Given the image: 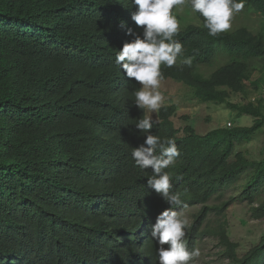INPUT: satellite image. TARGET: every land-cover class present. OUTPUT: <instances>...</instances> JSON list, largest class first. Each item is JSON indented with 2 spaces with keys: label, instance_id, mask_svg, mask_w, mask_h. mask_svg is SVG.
I'll return each mask as SVG.
<instances>
[{
  "label": "trees",
  "instance_id": "trees-1",
  "mask_svg": "<svg viewBox=\"0 0 264 264\" xmlns=\"http://www.w3.org/2000/svg\"><path fill=\"white\" fill-rule=\"evenodd\" d=\"M246 9L264 19V0H246ZM133 11L131 0H0V264H158L150 226L170 205L147 188L151 169L131 157L146 138L134 126L146 111L134 105L139 82L115 64L133 38L126 29L142 31ZM194 14L201 24L175 37L191 65L183 57L161 65L163 79L186 85L198 102L227 104L254 125L202 136L191 125L177 128L171 103L150 131L180 149L166 169L171 191L184 193L174 210L202 205L185 229L188 250L215 237L221 264H264V237L242 256L229 238L222 218L234 200L208 206L247 177L238 200L264 219V159L236 151L264 129V100L231 102L232 94L250 98L255 74L264 83V29L213 37ZM203 66L215 68L205 76Z\"/></svg>",
  "mask_w": 264,
  "mask_h": 264
},
{
  "label": "clouds",
  "instance_id": "clouds-1",
  "mask_svg": "<svg viewBox=\"0 0 264 264\" xmlns=\"http://www.w3.org/2000/svg\"><path fill=\"white\" fill-rule=\"evenodd\" d=\"M245 2L246 0H131V6H135V11L131 12V20L142 31L138 34L132 28L126 29V35L133 38L125 41L116 53L115 64L126 78L139 82L141 87L132 93L134 105L146 111V115L134 125L146 138L139 147H132L131 157L140 169H151V175L147 177V188L154 190L170 205L157 215L155 223L150 226L151 238L159 245L158 264H195V258L201 255L198 248L191 251L187 248L185 229L190 226L189 220L174 210L183 205L184 193L171 191L172 176L166 171L175 167L181 154L180 149L174 138L161 137L150 131L154 121L147 115V112H159L163 108L161 105L164 97L159 91L160 82L171 80L163 79L161 65L170 68L177 64L178 57H183L182 63L185 65L190 66L192 62L191 57H184L183 45L175 39L180 30V22L172 10L179 7L188 8L192 13L198 12L204 18L203 27L208 30V35L214 37L231 28L232 18L243 11ZM121 27L124 28L125 25L122 23ZM230 126L232 124L228 123L229 128Z\"/></svg>",
  "mask_w": 264,
  "mask_h": 264
},
{
  "label": "rangeland",
  "instance_id": "rangeland-1",
  "mask_svg": "<svg viewBox=\"0 0 264 264\" xmlns=\"http://www.w3.org/2000/svg\"><path fill=\"white\" fill-rule=\"evenodd\" d=\"M174 15L179 20L180 29L182 30L189 24H201L197 16L188 8L181 9L177 7ZM231 25V28L228 30L230 32L246 27L254 34H259L264 29V19L254 10L246 9L234 15ZM214 68L215 66L210 68L203 66L202 72L205 76H208L214 71ZM258 79H261V75L255 74L253 81L258 83L256 87L248 84L250 88L249 99H246L241 94H232L231 102L233 104L244 105L249 100L254 101L256 99V104L259 103L260 99L264 100V83L258 81ZM159 91L164 97L161 107L165 106V104L173 103L178 108L173 117L177 128L191 125L195 127L198 134L206 135L217 128H227L228 123L232 124L230 128L251 127L254 125V118L240 115L238 112L231 110L227 104L219 105L198 102L194 94H191V90L181 83L172 80H161ZM147 115L152 117L154 123L158 122V112H147ZM236 151L243 152L248 160H263L264 129L256 134L252 141L238 146ZM246 182L247 177H244L238 185L225 191L223 196L217 194L208 203L210 207L222 206L224 203L232 199L234 200L230 203L229 207H226V212L223 218H221L222 221L227 222L229 238L232 242L238 244V253L240 256L257 246L264 237V219H253L250 210L251 206L248 202L238 200ZM261 199H264V196ZM201 208L202 205H195L179 213L186 216L189 222H191L194 214L199 212ZM210 219H212L210 226H216V220H219V217L213 213L210 215ZM198 249L201 255L195 258L196 264H221L223 262L220 254L222 249L218 246V241L215 237H205L199 242Z\"/></svg>",
  "mask_w": 264,
  "mask_h": 264
}]
</instances>
